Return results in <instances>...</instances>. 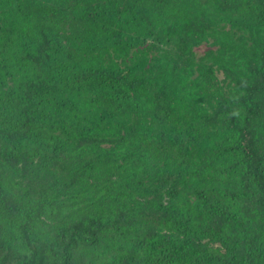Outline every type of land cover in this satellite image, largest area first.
Returning <instances> with one entry per match:
<instances>
[{
  "label": "trees",
  "instance_id": "obj_1",
  "mask_svg": "<svg viewBox=\"0 0 264 264\" xmlns=\"http://www.w3.org/2000/svg\"><path fill=\"white\" fill-rule=\"evenodd\" d=\"M0 264H264V0H0Z\"/></svg>",
  "mask_w": 264,
  "mask_h": 264
}]
</instances>
